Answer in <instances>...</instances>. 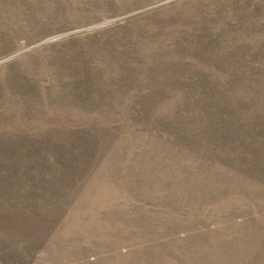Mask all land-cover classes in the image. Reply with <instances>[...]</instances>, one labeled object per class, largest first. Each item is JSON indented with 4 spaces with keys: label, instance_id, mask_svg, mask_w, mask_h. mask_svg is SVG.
Segmentation results:
<instances>
[{
    "label": "rangeland",
    "instance_id": "obj_1",
    "mask_svg": "<svg viewBox=\"0 0 264 264\" xmlns=\"http://www.w3.org/2000/svg\"><path fill=\"white\" fill-rule=\"evenodd\" d=\"M0 264H264V0H0Z\"/></svg>",
    "mask_w": 264,
    "mask_h": 264
}]
</instances>
